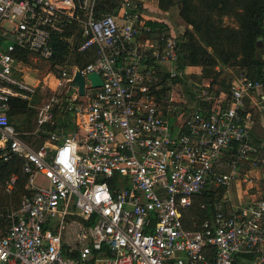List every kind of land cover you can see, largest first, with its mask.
I'll return each mask as SVG.
<instances>
[{
  "label": "built area",
  "instance_id": "obj_1",
  "mask_svg": "<svg viewBox=\"0 0 264 264\" xmlns=\"http://www.w3.org/2000/svg\"><path fill=\"white\" fill-rule=\"evenodd\" d=\"M153 1L126 0L118 16H99L97 0H0V165L22 160L30 191L18 209L0 206V264H264V200L201 203L212 216L193 217L200 199L239 178L243 163L264 164L250 157L245 110L258 94L264 111V82L236 78L220 95L197 84L191 115L164 111L154 94L162 75L182 86L172 81L186 72L173 30L150 47L138 44L153 32L143 16ZM79 11V51L94 48L96 59L51 74L54 93L37 109L32 136L44 143L35 147L11 120L13 101L31 103L40 86L25 80L18 50L49 62L53 36ZM92 73L102 87H93ZM67 113L75 132L62 128ZM48 124L56 131L45 137ZM18 179L5 181L7 195Z\"/></svg>",
  "mask_w": 264,
  "mask_h": 264
},
{
  "label": "trees",
  "instance_id": "obj_2",
  "mask_svg": "<svg viewBox=\"0 0 264 264\" xmlns=\"http://www.w3.org/2000/svg\"><path fill=\"white\" fill-rule=\"evenodd\" d=\"M126 0H97L96 13L99 16H118ZM138 9L142 6L137 1ZM174 5L181 7V15L192 26V31L185 33L184 39L178 44L180 47L178 68L185 71L187 67L201 68L202 80L213 79L212 84L219 86L216 94H228L230 83L222 78L223 71L227 68H236L248 72L249 76L257 81L264 82V0H159L162 11L168 12ZM83 12L69 20L64 34H55L52 46L55 50L54 57L49 61L53 66H78L85 67L96 59V50L90 49L80 52L79 48L84 43L80 21ZM226 19L233 20L237 27L226 25ZM152 28L160 24L148 23ZM74 36L71 43L70 38ZM141 39H146L143 35ZM32 53L26 49L18 50V59L23 63L28 62ZM74 57V59L72 58ZM216 68H219L218 71ZM163 79L168 74L162 75ZM174 85L181 83L182 87L192 95L196 101L195 107L199 105L194 88L196 84H189L185 78L173 80ZM211 87V86H210ZM212 91V87L210 88ZM158 103L164 98L158 91L154 92ZM211 106V105H210ZM213 105L211 106V109ZM194 109L183 112L181 117L186 118ZM36 114L32 105L24 101H13L11 120L14 122L18 132H33L35 122L28 118L26 124L19 122L27 118L29 114ZM177 116H173V120ZM25 120V119H24ZM62 128L66 133L77 130L72 114H64ZM56 131L52 124L45 128V137ZM26 137L24 136L23 139ZM44 141V140H43ZM24 162L14 159L9 163L0 165V206L5 210L18 209L25 195L30 194L27 188L28 176L22 172ZM13 175L18 176L17 186L12 195H7L3 190V184ZM225 189H218L210 196H204L199 200L193 217L196 222H201L212 216V209L207 211L200 209L201 203H213L222 199ZM8 201V202H7ZM85 221V220H84ZM189 223V221H188Z\"/></svg>",
  "mask_w": 264,
  "mask_h": 264
},
{
  "label": "rangeland",
  "instance_id": "obj_3",
  "mask_svg": "<svg viewBox=\"0 0 264 264\" xmlns=\"http://www.w3.org/2000/svg\"><path fill=\"white\" fill-rule=\"evenodd\" d=\"M132 2H135L136 0H130ZM170 15H168L167 20L169 25L172 27V29H168L164 34L166 37H170V31H174L177 37L178 44L182 42L184 39L185 33L188 31H192V26H190L187 21L182 17L181 15V7L174 5L170 8V10L167 12ZM83 19L86 18L85 13L83 12ZM82 19V20H83ZM226 25L230 27H237V25L234 23L233 20L226 19ZM170 28V27H169ZM142 36V35H141ZM158 40L161 38V36H155ZM140 39V38H139ZM70 42L72 43L74 40V36L71 37ZM180 52V47H179ZM74 59V57H72ZM20 68L24 74L25 80L33 85L36 86L40 83V86L38 87V95L35 97V99L30 103L32 105V109L36 111V114H29L27 118H24L22 122L20 121L19 124H26L27 119L29 118L31 122L36 123L37 119V109L50 98L51 94L54 93V87L55 84L53 82V79L51 78V74H58L60 71L59 66H53L50 62H47L45 60H42L38 55L32 54L28 57V62L23 63L20 65ZM218 71L219 68H216ZM202 69L201 68H190L187 67L186 69V75L184 78L189 82V84H198L199 86L202 85H210L212 87V91L214 94H216L219 90L218 85L212 84L213 79H207L202 80ZM164 76V74H163ZM245 77L248 79H253L251 76H249L248 72L241 71L240 69L236 68H227L223 71L222 78L226 79L230 85H232V82L236 78ZM163 79V78H162ZM158 92L163 94L164 98L160 102L161 107L164 111H170L174 110L172 113L173 115L183 113L186 111H189L194 109L196 101L192 98V95L188 93L184 87L182 86H172L169 80L163 79L161 83L158 85ZM37 124H35V127ZM36 131V128L33 130V132L25 133L24 135L26 138L24 139L26 142L30 143L31 141H34L35 147L42 146L44 141L35 136L34 132ZM33 136V137H32ZM8 202V201H7Z\"/></svg>",
  "mask_w": 264,
  "mask_h": 264
},
{
  "label": "crops",
  "instance_id": "obj_4",
  "mask_svg": "<svg viewBox=\"0 0 264 264\" xmlns=\"http://www.w3.org/2000/svg\"><path fill=\"white\" fill-rule=\"evenodd\" d=\"M168 15L170 14L160 9L159 1L145 2L143 16L148 22L160 25L153 28L151 34H143L146 39H138V44L150 47L157 40L156 35L161 36L168 29H172L167 20ZM258 102V94L253 95L247 100L245 110L250 116V144L253 148L250 157H260L264 160V111ZM252 164L251 161L243 163L239 178L225 189L222 199L227 202L229 208H241L264 200V164H260L259 168H254Z\"/></svg>",
  "mask_w": 264,
  "mask_h": 264
},
{
  "label": "water",
  "instance_id": "obj_5",
  "mask_svg": "<svg viewBox=\"0 0 264 264\" xmlns=\"http://www.w3.org/2000/svg\"><path fill=\"white\" fill-rule=\"evenodd\" d=\"M88 79L92 82L93 87H102L103 86V81L101 79V77L96 74V73H92L88 76ZM74 82L79 86L80 88V95L84 96L85 95V86H86V80L85 77L78 72L76 74V77L74 79Z\"/></svg>",
  "mask_w": 264,
  "mask_h": 264
}]
</instances>
